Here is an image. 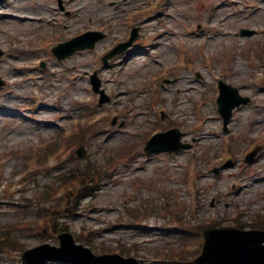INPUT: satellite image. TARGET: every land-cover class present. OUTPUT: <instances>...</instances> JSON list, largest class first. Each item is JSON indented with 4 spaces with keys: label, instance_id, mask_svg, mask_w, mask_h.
<instances>
[{
    "label": "rangeland",
    "instance_id": "rangeland-1",
    "mask_svg": "<svg viewBox=\"0 0 264 264\" xmlns=\"http://www.w3.org/2000/svg\"><path fill=\"white\" fill-rule=\"evenodd\" d=\"M57 1L0 2V264H23L26 250L59 246L63 232L96 256L189 264L209 225L263 228L264 70L250 56L264 65V0H63L70 16ZM134 21L141 35L130 58L117 57L100 73L111 102L99 108L91 75L101 56L127 40ZM88 29L106 38L64 61L52 56L55 45ZM244 29L255 33L242 37ZM221 35L207 50L214 70L206 69L200 46ZM227 51L232 73L222 62ZM178 55L189 67L160 76L177 66ZM238 61L244 73L235 72ZM216 76L252 99L234 111L227 132ZM81 121L88 124L76 130ZM172 127L190 149L144 151L152 134ZM262 142L248 165L243 153ZM81 146L84 159L76 156ZM86 173L84 185L91 179L101 186L81 198L78 178Z\"/></svg>",
    "mask_w": 264,
    "mask_h": 264
},
{
    "label": "water",
    "instance_id": "water-1",
    "mask_svg": "<svg viewBox=\"0 0 264 264\" xmlns=\"http://www.w3.org/2000/svg\"><path fill=\"white\" fill-rule=\"evenodd\" d=\"M244 34H252L247 32ZM92 37V38H90ZM101 35L85 34L72 41L60 45L54 50L56 56L63 60L79 50L93 49ZM125 44L123 48H127ZM121 51L118 50L117 53ZM3 53L0 51V57ZM3 83L0 81V85ZM96 90L99 88L98 80L94 81ZM219 98L220 113L225 125L229 123L233 110L241 104L250 102L249 98H242L237 89L222 85ZM229 97L232 101L228 102ZM178 131H170L155 136L147 145L145 151L149 154L169 152L180 153L189 148L180 142ZM258 151L247 158L252 162ZM84 149L78 152L79 157H85ZM206 243L202 255L194 264H264V231H242L234 228L208 229L204 233ZM60 247L43 245L26 251L22 260L24 264H43L48 260L61 261L72 264H128L132 260H125L118 256H95L88 248L75 244L70 234L59 236Z\"/></svg>",
    "mask_w": 264,
    "mask_h": 264
},
{
    "label": "bare ground",
    "instance_id": "bare-ground-1",
    "mask_svg": "<svg viewBox=\"0 0 264 264\" xmlns=\"http://www.w3.org/2000/svg\"><path fill=\"white\" fill-rule=\"evenodd\" d=\"M17 17H22V16H20V15H16ZM18 19V18H17ZM221 37H223L222 35L221 36H219L218 38H216V39H212V41H210L209 42V44H206V46H205V50L207 51H211L213 48H214V46L217 44V43H219L220 41H222L221 40ZM264 47V46H263ZM231 53V52H230ZM229 52H228V57H227V62H226V66H227V69H228V71L230 72V73H232L233 71H232V62H231V57H232V55L230 54ZM241 71H243V67H242V65H241V63H240V61H238L237 62V66H236V68H235V72H237V73H240ZM243 73H244V71H243ZM209 122H211V120L210 119H207V120H203V123L204 124H207V123H209ZM206 134H204V135H200L198 138H197V142L199 143V142H202L206 137ZM100 182L96 185V189L99 191V189H100Z\"/></svg>",
    "mask_w": 264,
    "mask_h": 264
},
{
    "label": "trees",
    "instance_id": "trees-1",
    "mask_svg": "<svg viewBox=\"0 0 264 264\" xmlns=\"http://www.w3.org/2000/svg\"><path fill=\"white\" fill-rule=\"evenodd\" d=\"M83 177L87 178L88 177L87 173L85 175H83ZM89 180H90L91 183H94L93 180H91V179H89ZM85 189H88V190H85ZM93 191H94V188L92 187V185L91 186L88 185V184L84 185V194H85V196H88V197L92 196Z\"/></svg>",
    "mask_w": 264,
    "mask_h": 264
}]
</instances>
